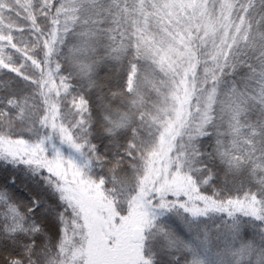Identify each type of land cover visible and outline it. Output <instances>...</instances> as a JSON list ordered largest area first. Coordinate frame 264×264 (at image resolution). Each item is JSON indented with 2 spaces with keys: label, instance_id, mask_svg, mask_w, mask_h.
<instances>
[{
  "label": "snow or ice",
  "instance_id": "1",
  "mask_svg": "<svg viewBox=\"0 0 264 264\" xmlns=\"http://www.w3.org/2000/svg\"><path fill=\"white\" fill-rule=\"evenodd\" d=\"M0 264H264V0H0Z\"/></svg>",
  "mask_w": 264,
  "mask_h": 264
}]
</instances>
